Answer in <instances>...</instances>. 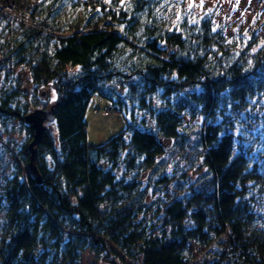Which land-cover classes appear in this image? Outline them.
Segmentation results:
<instances>
[{
	"label": "trees",
	"instance_id": "trees-1",
	"mask_svg": "<svg viewBox=\"0 0 264 264\" xmlns=\"http://www.w3.org/2000/svg\"><path fill=\"white\" fill-rule=\"evenodd\" d=\"M5 1L0 126L55 106L56 131L38 146V183L28 125L0 193V264H80L87 250L123 264H193L192 244L219 247L205 264H264V144L251 125H264V46L209 16L170 19L165 0ZM22 66L37 89L53 87L55 104L24 101ZM95 94L130 117L102 146L88 143L85 121ZM1 147L11 148L0 135Z\"/></svg>",
	"mask_w": 264,
	"mask_h": 264
},
{
	"label": "rangeland",
	"instance_id": "rangeland-1",
	"mask_svg": "<svg viewBox=\"0 0 264 264\" xmlns=\"http://www.w3.org/2000/svg\"><path fill=\"white\" fill-rule=\"evenodd\" d=\"M21 5H27L22 0ZM107 1V0H106ZM169 4L170 19H178L180 17H187L191 21L203 19L206 16L212 18L215 28L224 30L231 37H237L241 34L245 35L247 39L255 37L258 41L257 47L264 46V0H165ZM11 1H5L3 4H9ZM68 3V2H67ZM73 14L78 16L80 10L73 9ZM254 35V36H253ZM77 69H70L71 72ZM16 77L21 79V90L28 97H24V101L28 102L34 95L42 99L48 100L51 105L58 100V94L52 86L37 89L30 79V73L25 66L19 67L15 72ZM5 84L0 83V98ZM111 110L107 115L105 110ZM255 113H264V98L260 104L255 105ZM85 121L87 123L88 143L92 146H102L109 142L113 137L125 132L128 129L130 117L113 109L112 102L108 99L95 94L86 111ZM254 136L259 135L256 142L264 144V125L261 123H252ZM47 129L56 131V123H47ZM0 135L4 143L10 144L11 148H0L3 153L2 160H0V193L6 188L7 181L11 177L15 166L21 164L19 159V152L23 145L29 139L28 124L22 119H10L7 128L0 126ZM165 146L170 147L171 141L163 140ZM256 142L254 146V155L259 158L258 150L256 149ZM264 146V145H263ZM262 156L259 158L264 160V147L262 149ZM103 167H108L105 162H102ZM171 171V169H169ZM118 172V174H121ZM171 173V172H169ZM149 175L143 176V183L147 185ZM153 192L151 188V193ZM174 194V182L168 184V192L165 198L170 201ZM5 220V214L0 216V237L1 228ZM194 250L193 264H205L215 257L219 247L213 245L209 248H203L196 244H192ZM103 254L98 256L94 251L87 250L83 254L80 264H123L121 259L115 255L108 258Z\"/></svg>",
	"mask_w": 264,
	"mask_h": 264
},
{
	"label": "water",
	"instance_id": "water-1",
	"mask_svg": "<svg viewBox=\"0 0 264 264\" xmlns=\"http://www.w3.org/2000/svg\"><path fill=\"white\" fill-rule=\"evenodd\" d=\"M24 121L33 129V139L29 144L30 160L28 168L33 175L37 177L38 183H42V178L37 166L38 146L41 144L44 134L47 131L46 124L53 123L56 120V108H37L23 117Z\"/></svg>",
	"mask_w": 264,
	"mask_h": 264
},
{
	"label": "built area",
	"instance_id": "built-area-1",
	"mask_svg": "<svg viewBox=\"0 0 264 264\" xmlns=\"http://www.w3.org/2000/svg\"><path fill=\"white\" fill-rule=\"evenodd\" d=\"M105 112L108 115L110 113V110L109 109H106Z\"/></svg>",
	"mask_w": 264,
	"mask_h": 264
}]
</instances>
